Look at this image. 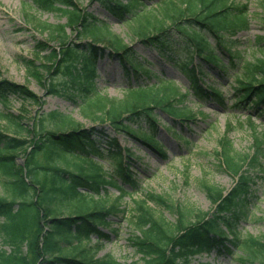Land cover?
I'll list each match as a JSON object with an SVG mask.
<instances>
[{
	"label": "trees",
	"instance_id": "obj_1",
	"mask_svg": "<svg viewBox=\"0 0 264 264\" xmlns=\"http://www.w3.org/2000/svg\"><path fill=\"white\" fill-rule=\"evenodd\" d=\"M96 1L113 20L131 23L130 27H133L138 43L153 50L159 57L160 65L164 68L175 67L183 74L188 82L187 93H178L173 87V81L155 74L150 67L155 66L153 63L141 58L133 46L126 47L117 38L111 42L110 47L114 51H109L108 55L121 66L129 84V95L119 102L100 99L98 61L106 55L92 38L90 43L71 42L66 27L76 26L82 35H92L102 41L105 37L101 33L108 29L105 22L88 11H79L73 6L72 0H35L44 11L57 12L67 19L65 25H39L53 32L52 40H61L60 52L45 57L47 61L55 60L57 64L53 75L47 78L46 93L65 98L76 106L97 104L99 115L96 120L107 119L113 131L131 136L163 153L164 146L155 135L131 128L142 129L146 126L150 132L156 133V111L173 118L175 123L189 122L195 116L175 106V103L184 101L188 94L201 101L212 97L222 101L218 91L205 86L204 69H225L227 61L236 65L233 39L240 31L249 28L246 6H239L234 0ZM148 3L155 4L156 9L152 11L158 10L163 16L147 13L145 9ZM143 19L145 23L142 24L140 21ZM134 21L137 29L133 25ZM254 45L264 51V35L256 36ZM41 46L44 48L41 52L48 50L44 44ZM242 70L248 78L238 81L237 93L244 94L236 99L235 106L246 104L250 97L255 96V108L264 105V60L247 63ZM55 76H59L57 81ZM154 80L156 82L153 83ZM31 94L21 86L0 81V103L6 108L11 97L25 100ZM1 116L5 121L11 119L9 115ZM44 119H40V128L35 133L36 143L27 154L24 174L9 168L13 160L7 154L20 151L26 141L20 136L0 132V173L6 187V195L0 196V236L3 243L10 247L9 250H0V264H38L41 258L56 264H120L111 258L96 262L88 260V256L79 259L75 255L79 247L74 254L64 253L66 246L74 247V242L80 245L93 235L109 238L101 227L107 226L108 216L117 213V209L112 212L107 210L63 215L57 214L61 209H57L56 202L60 199L69 202L80 195L82 189L100 193L105 185L114 182L119 184V181H123L133 185L128 165L124 162V149L106 128L95 124L79 127L72 120L76 127L48 129L43 123ZM50 119L52 126L62 123L58 113L50 114ZM11 122L14 125L12 130L23 132L17 122ZM227 144L226 140L224 158L235 181L229 190L202 183L212 203L209 212L194 214L185 206L181 208L178 204L167 202L161 195H149L151 202L165 205L179 216L178 223L172 226L153 215L146 202L139 204L135 227L141 233L134 236L132 243L144 257L145 264H192L197 257L212 253L232 256L241 264L254 263L255 260L264 264V240L253 236L244 239L240 232L241 223L251 215V205L255 199L253 187L263 171L264 135L256 133L251 152L240 158L229 155L230 147L227 148ZM40 155H47L44 164L38 161ZM126 157L134 159L127 151ZM55 159L58 162L67 159H88L92 162L112 160L116 164L117 174L106 179L104 174L88 173L80 163H76L78 171H72L54 165ZM48 175H52L51 179H48ZM43 176L45 179L41 180ZM46 211L51 216L43 221ZM191 216L196 219L190 221ZM44 222L48 224L45 234ZM233 250L241 251L242 254L236 255ZM80 252L86 253L84 250Z\"/></svg>",
	"mask_w": 264,
	"mask_h": 264
},
{
	"label": "rangeland",
	"instance_id": "obj_2",
	"mask_svg": "<svg viewBox=\"0 0 264 264\" xmlns=\"http://www.w3.org/2000/svg\"><path fill=\"white\" fill-rule=\"evenodd\" d=\"M73 6L79 11H88L96 18L104 21L108 27L103 33L102 41L92 35H82L80 28L67 26L66 32L69 40L74 43H90L91 38L96 40L98 48L104 51L103 58L98 61L99 78L97 80L100 99H111L119 102L127 98L129 84L122 72L121 66L116 59L109 57L110 44L115 39H120L124 46H133L141 58L153 63L150 66L158 76L173 81V87L178 93H187L188 82L181 72L175 67L159 64L160 60L153 50L144 48L138 43L133 34L131 23H120L113 20L96 0H72ZM239 6H246V20L248 29H244L233 39L235 44L233 50L237 55L236 65L227 61L225 69H204V84L218 91L222 95V101L216 98H208L201 101L199 98L188 94L182 102L175 103L180 109H185L195 117L189 122H173L171 118L156 111L158 130L150 132L145 126L142 129L132 127V130L148 132L155 135L162 143L163 153L156 149L147 147L140 141L111 129L109 121L96 120L97 104L93 106H76L65 98L46 93V82L49 75H53L57 68L55 60H46L50 53L58 54L61 50V40L51 39V31L39 27L40 24L65 25L67 19L57 12L44 11L42 6L35 0H0V81H9L23 87L32 93L29 99L22 100L16 96L11 97L9 107L0 104V132L15 137H22L26 145L17 152L8 153L13 160L9 168L16 172L25 173L27 154L36 143V135L40 128V119L45 118L43 123L48 129H66L70 127H91L94 124L103 127L111 133L116 142L131 153L134 159H128L123 155L125 164L128 165V173L133 181L132 184L112 183L101 189L100 193L80 190L81 194L72 198L69 202L62 199L56 202L57 214H83L117 209V213L108 216V224L101 230L109 238H99L93 235L89 240L80 245L66 246L65 254H74L79 259H92L93 262L114 259L120 264H145L144 257L136 251L132 239L141 233L135 225L138 206L146 202L151 208L153 215L162 218L170 225H176L179 216L167 206H159L149 200V195H161L167 202L175 203L183 208L197 212L206 213L212 209L202 183H207L222 190H229L235 181L233 173L228 170L225 161L224 143L227 140L229 155L234 158L243 157L251 152L256 133L264 135V105L255 108L256 96L250 97L246 104L236 107V99L242 97L238 94L239 79L248 78L245 68L247 63H256L264 60V51L254 45L255 37L264 35V0H234ZM145 9L147 13H153L162 17L163 13L156 10L155 5L148 3ZM171 8V7H170ZM144 11V12H145ZM149 17V16H148ZM145 23V19L140 21ZM134 26L137 23L134 21ZM137 29V26L135 27ZM53 31V30H52ZM108 31V32H107ZM56 34V33H55ZM87 36V37H86ZM40 42V43H39ZM48 47L44 49L41 45ZM57 60V59H56ZM162 71V72H161ZM59 76L54 79L58 80ZM260 80L259 78H257ZM156 82L155 80L153 83ZM97 97V99H98ZM94 99V98H93ZM58 113L62 116V123L51 125L50 114ZM185 112V113H187ZM1 115H9L11 119L19 124L22 133L15 132L12 120H4ZM72 120L77 124H72ZM104 122V123H103ZM47 155H40L38 161L46 162ZM76 163L82 164L88 173L104 174L106 179L116 176L115 163L111 160L67 159L63 161L54 160L53 164L72 171H78ZM262 172L253 187L255 199L251 205V215L248 220L240 225V232L245 239L253 236L264 240V162ZM232 169V167L230 168ZM42 175V174H41ZM14 177V175H13ZM41 177V176H40ZM41 180L45 179L43 176ZM51 179L52 175L47 176ZM4 178L0 173V196L6 195L4 190ZM55 207V205H54ZM51 214L46 211L43 221L49 219ZM193 216L190 221L195 220ZM43 233L48 229L44 222ZM68 247V248H67ZM9 250L10 247L3 243L0 236V250ZM27 250V249H26ZM81 250L86 253L81 254ZM70 251V253H69ZM236 251V250H233ZM242 254L241 251H236ZM260 258V257H258ZM48 260V259H47ZM40 259L41 264H56ZM261 260V259H260ZM38 263V264H39ZM192 264H241L232 256L202 255ZM259 264L255 260L254 263Z\"/></svg>",
	"mask_w": 264,
	"mask_h": 264
}]
</instances>
